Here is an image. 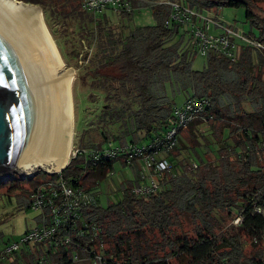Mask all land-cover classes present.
Segmentation results:
<instances>
[{
    "label": "trees",
    "instance_id": "16d2710c",
    "mask_svg": "<svg viewBox=\"0 0 264 264\" xmlns=\"http://www.w3.org/2000/svg\"><path fill=\"white\" fill-rule=\"evenodd\" d=\"M162 1L128 0L130 11H115V17H96L82 9L81 0L66 13L57 11L73 24L65 26L78 34L81 49H90L81 57L79 50L71 51L76 65L84 70L79 77L92 81L91 88L103 93L105 106L96 128L99 141L80 143L76 156L60 172L92 200L67 207L65 222L53 235L22 241L28 231L45 230L52 222L49 203L42 202L40 209H33L31 203L36 196L49 200L47 191L37 189L57 174L38 173L43 177L32 184L28 203L40 213L41 224L13 242L17 249L7 252V244L0 250V264H264V60L249 48H244L236 63L210 51L201 55L205 58L202 69L194 70L191 61L198 53L193 41L170 19V6ZM172 1L204 14L244 5L245 17L259 36L240 33L264 42V8L255 0ZM136 6L150 7L154 23L131 26L128 21ZM218 25L235 30L225 23ZM176 94L184 100L208 99L209 127L221 123L220 134L212 135V142L216 152L226 156L212 158L215 163L205 156L193 161L190 151L196 147L191 144L196 132L189 135L190 140H182L185 130L181 131L169 153L170 170L153 173L157 189L136 194L133 188L141 178L136 163L125 148L111 143L121 139L150 143L162 138L174 121ZM110 124H117L120 133L108 134L112 141L102 146L109 137L101 126ZM106 148L113 156L100 157ZM115 160L131 168L133 177L120 184L116 202L107 199L103 205L97 185ZM85 174L93 176L89 184L82 179ZM21 181L13 185L16 190L22 189ZM256 207L263 211L256 212ZM234 218H240L238 225L232 224ZM77 227L80 236L75 235ZM96 256L101 259L96 261Z\"/></svg>",
    "mask_w": 264,
    "mask_h": 264
},
{
    "label": "rangeland",
    "instance_id": "374dc122",
    "mask_svg": "<svg viewBox=\"0 0 264 264\" xmlns=\"http://www.w3.org/2000/svg\"><path fill=\"white\" fill-rule=\"evenodd\" d=\"M21 2L31 4L33 6H37L41 9L42 17L46 28L58 50V53L61 57V61L65 67V69H71L73 71V79L71 82V100H72V109H73V130H72V139H71V147L69 152V158L67 163L72 159L71 151L74 152L75 148L80 146L82 142L89 143L91 141H99V136L96 128L100 125L97 119L100 111L104 108L105 104L103 102V93L94 90L91 88L92 81L79 77L80 74L84 73V70L81 67L76 65V58H74L71 51L80 52L79 57L83 55L85 51H90V49L79 45L78 42V34L71 31V29L66 27L65 25L71 24L70 21H65L62 16L58 13L60 11L68 12L70 7L76 4L77 0H20ZM25 1H34L38 4L29 3ZM80 1V0H79ZM258 5L264 8V0H255ZM46 9H43V7ZM54 8L55 12L53 13L51 8ZM58 11V13H57ZM110 15V17H115V11L112 9H107L103 11V13H96V17H100L102 15ZM210 16L213 18H218L220 21L225 24L235 26L243 33L258 37L259 31L257 28L252 26L249 21L245 17V7L244 5H239L236 7H220L218 11H211ZM154 17L152 15V11L148 6H136L133 9L132 15L128 23L131 26L138 25H151L154 23ZM126 22V21H125ZM73 25V24H71ZM180 30L183 31L187 37H190L189 29L186 25H180ZM205 58L201 55L196 54L192 61L191 66L194 70L202 69L203 62ZM263 70V67H261ZM261 70V71H262ZM175 103L176 105H180L184 101V96L181 94L175 95ZM196 124V125H195ZM193 126V127H190ZM220 126L221 123L216 124L213 128H210L208 124L202 123L200 121H192L187 129L183 132L182 140H190V134L195 133L196 140L194 139V143L192 141L191 144L195 145V149L190 151V157L193 161L198 162L199 156H205L208 162L215 161L212 158H218V156H226L225 153H220V155L216 152V146L213 144V136L215 134H220ZM107 127V126H106ZM105 126H101L102 131L106 134H112L117 136V133H120L117 129V124H110L106 128ZM215 128V129H214ZM213 131V133H211ZM226 131H224L223 136L225 138ZM119 135V134H118ZM111 135H108L109 140L106 141L102 146H108L111 143L110 139ZM219 137V136H218ZM130 139V138H127ZM226 140V139H225ZM135 140L132 144H146L147 140L139 141ZM227 145L231 144L230 140L226 141ZM83 144V143H82ZM112 146L117 145V148L124 149L131 145L130 142H124V140H120L117 143L116 140L112 141ZM189 142V145H191ZM208 150L210 153H206ZM194 151V152H193ZM221 157V158H222ZM204 158V157H203ZM218 162V161H217ZM215 163V162H214ZM219 163V162H218ZM46 175L47 173L38 172ZM37 173V174H38ZM36 174V175H37ZM28 177V178H20L19 176H9L2 180H0V250H2L7 244H11L19 240L22 234L27 230L38 226L40 223L38 211H35L29 208V193L32 189V184L37 183L42 180V175ZM49 175V174H48ZM133 177V171L128 166L122 165L119 160H115L112 163V168L110 173L106 175V177L100 179L96 191L99 193L101 203L105 205L107 203V199L111 201L112 194L117 192L121 183L125 180H129ZM40 178V179H38ZM93 176L90 174H85L82 178L84 179L85 184H89L91 182ZM22 180V181H21ZM221 180V178L219 179ZM21 181L22 189L16 190L13 185L17 182ZM236 218L233 219L232 224L237 223ZM231 224V223H229Z\"/></svg>",
    "mask_w": 264,
    "mask_h": 264
},
{
    "label": "built area",
    "instance_id": "2783aa9c",
    "mask_svg": "<svg viewBox=\"0 0 264 264\" xmlns=\"http://www.w3.org/2000/svg\"><path fill=\"white\" fill-rule=\"evenodd\" d=\"M170 6L171 13L170 19L179 23L180 25H186L189 29L191 39L193 41L195 51L199 55H206L210 51H215L221 56L233 61V47L232 39H240L250 46L264 50V42L251 40L244 37L241 33L234 30L231 27H223L218 25L222 32L220 34H213L209 31L210 19L202 16L200 12L185 5H180L174 2H167ZM82 9L92 13H102L107 9L114 11L124 10L129 12L130 6L128 0H81ZM202 21V25H195L194 21ZM194 25V26H193ZM208 99L201 97H189L186 98L180 105L173 107L172 115L174 121L167 128L162 138L151 140L150 143L140 144L141 146L131 144L126 149L130 153L129 157L133 159L141 175L140 180L134 186L133 191L136 194H150L157 189V182L153 176V173H163L170 170L172 158L169 154L175 146L178 133L187 129L192 121H200L202 123H208L211 119L207 115ZM110 145V144H109ZM78 152V148H75L74 152L71 151V158L75 157ZM100 157L113 156V153L106 148L99 155ZM196 164H192V168H195ZM54 179L44 181L40 183L39 191H47L49 193V200H41L40 197H34L31 206L33 209H40L43 203H49L51 207V225L43 230H31L28 231L23 237L22 241H36L43 237L53 235L56 228L65 222L63 216L68 213L67 207L73 208L79 205H86L92 200V197L85 195L79 188H74L70 185L69 180L64 179L60 172ZM52 175V174H49ZM14 176V175H11ZM117 194H112V201L116 202ZM54 198L56 201H53ZM263 210L256 207V212L261 213ZM238 221V218H236ZM235 220V221H236ZM70 225L74 226V221H67ZM240 222V221H238ZM237 224V223H235ZM80 229L77 227L75 235L80 236ZM68 241V238H65ZM17 249V244L13 243L5 248V251H12ZM97 255V254H96ZM96 261L101 259L96 256Z\"/></svg>",
    "mask_w": 264,
    "mask_h": 264
},
{
    "label": "water",
    "instance_id": "95a60500",
    "mask_svg": "<svg viewBox=\"0 0 264 264\" xmlns=\"http://www.w3.org/2000/svg\"><path fill=\"white\" fill-rule=\"evenodd\" d=\"M14 8L20 0H0ZM31 5V4H30ZM52 98L35 44L23 28L0 8V180L38 172L53 174L41 163L51 144ZM58 114L60 112L58 111Z\"/></svg>",
    "mask_w": 264,
    "mask_h": 264
},
{
    "label": "bare ground",
    "instance_id": "6f19581e",
    "mask_svg": "<svg viewBox=\"0 0 264 264\" xmlns=\"http://www.w3.org/2000/svg\"><path fill=\"white\" fill-rule=\"evenodd\" d=\"M0 8L11 16L35 44L43 69L49 81L52 98L51 144L45 160L41 163L47 171L59 170L66 165L71 147L73 130V107L71 82L73 71L65 69L58 50L46 28L41 9L24 4L19 8L1 4ZM58 111L60 114H58Z\"/></svg>",
    "mask_w": 264,
    "mask_h": 264
},
{
    "label": "crops",
    "instance_id": "0c3cea01",
    "mask_svg": "<svg viewBox=\"0 0 264 264\" xmlns=\"http://www.w3.org/2000/svg\"><path fill=\"white\" fill-rule=\"evenodd\" d=\"M162 1V0H161ZM162 2H174V3H179L178 1H172V0H164ZM182 2V1H181ZM183 3V2H182ZM184 5V3L182 4ZM211 12V11H210ZM205 13V12H204ZM204 13H201L203 17L205 18H208L210 19V23H209V31L213 34H220L222 31L218 28L217 24L218 22H221V23H224L222 21H220L218 18H213L211 17L210 13L209 14H204ZM195 22V25L197 26H200L202 25V21H194ZM194 26V25H193ZM235 30H237L239 33L242 32L241 30H239L237 27H235ZM253 37V36H252ZM232 43H234V47H233V56H234V60L231 61L233 63H236L240 57V53H242L244 51V48H249L251 49L253 52H256L258 54H260L264 60V50H261V49H255L254 47H251L250 45L248 46V44L240 39H235L233 38L232 40ZM196 52V51H195ZM199 55V54H198ZM262 67H263V70H264V61L262 63ZM262 70V69H261ZM209 123V122H208ZM206 123V124H208Z\"/></svg>",
    "mask_w": 264,
    "mask_h": 264
}]
</instances>
